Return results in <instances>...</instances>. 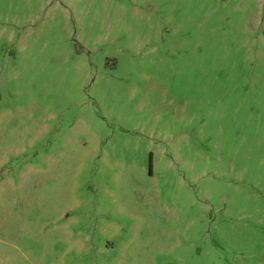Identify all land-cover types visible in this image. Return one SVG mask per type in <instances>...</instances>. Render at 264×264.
<instances>
[{
  "label": "rangeland",
  "instance_id": "obj_1",
  "mask_svg": "<svg viewBox=\"0 0 264 264\" xmlns=\"http://www.w3.org/2000/svg\"><path fill=\"white\" fill-rule=\"evenodd\" d=\"M0 264H264V0H0Z\"/></svg>",
  "mask_w": 264,
  "mask_h": 264
}]
</instances>
